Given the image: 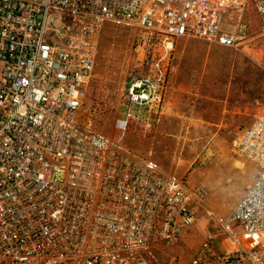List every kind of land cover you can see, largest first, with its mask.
Segmentation results:
<instances>
[{
	"label": "built area",
	"instance_id": "built-area-1",
	"mask_svg": "<svg viewBox=\"0 0 264 264\" xmlns=\"http://www.w3.org/2000/svg\"><path fill=\"white\" fill-rule=\"evenodd\" d=\"M251 7L264 31V0H0V264H264V112L233 141L252 183L226 215L209 211L186 263L164 251L208 189L124 142L131 126L145 137V117L161 123L173 40L240 47ZM109 22L135 32L147 65L117 137L83 113Z\"/></svg>",
	"mask_w": 264,
	"mask_h": 264
},
{
	"label": "rangeland",
	"instance_id": "rangeland-1",
	"mask_svg": "<svg viewBox=\"0 0 264 264\" xmlns=\"http://www.w3.org/2000/svg\"><path fill=\"white\" fill-rule=\"evenodd\" d=\"M246 19L248 40L240 47L198 38L173 40L161 123L153 122L151 115L145 117V137L131 126L124 141L151 155L166 170L188 175L193 184L208 189L207 205L200 209L197 223L180 244L164 251L180 255L183 263L213 227L209 211L229 213L254 178V165L233 150V141L243 128L232 124L241 119L248 125L264 112V31L253 7ZM137 39L127 26L111 22L99 35L95 74L83 113L96 130L110 137L119 135L115 120L127 107L129 87L147 71ZM228 92L227 103L221 102ZM173 107L184 116H173L165 125ZM224 108L234 111L224 114ZM165 253L157 258L165 259Z\"/></svg>",
	"mask_w": 264,
	"mask_h": 264
},
{
	"label": "crops",
	"instance_id": "crops-1",
	"mask_svg": "<svg viewBox=\"0 0 264 264\" xmlns=\"http://www.w3.org/2000/svg\"><path fill=\"white\" fill-rule=\"evenodd\" d=\"M229 98V92L228 93H226L225 94V98L224 99H222V101L221 102H223V103H227V99ZM208 99H211V100H213V97H208V96H206V100H208ZM254 105V104H253ZM173 112L170 114V115H168L167 117H166V119H165V125H166V123L168 122V120L171 118V117H173V116H184V114H183V111H182V113L180 112V111H178V107H173ZM170 110V109H169ZM234 110H232V109H230V108H224L223 109V113L225 114V113H227V112H229V113H231V112H233ZM236 112H240L239 110L238 111H236ZM241 120V119H240ZM239 119L234 123V124H232V126H234V127H242V128H246V127H248L251 123H252V121H251V123H248V125H245V124H242L241 123V121H240ZM220 123V122H219ZM216 125H219V126H221V125H223L222 124V122H221V124H216ZM227 125H229V124H227Z\"/></svg>",
	"mask_w": 264,
	"mask_h": 264
},
{
	"label": "trees",
	"instance_id": "trees-1",
	"mask_svg": "<svg viewBox=\"0 0 264 264\" xmlns=\"http://www.w3.org/2000/svg\"><path fill=\"white\" fill-rule=\"evenodd\" d=\"M254 9V8H253ZM255 10V9H254ZM256 12V11H255ZM256 14L258 15V13L256 12ZM258 17L260 18V16L258 15ZM260 20H261V18H260ZM262 21V20H261ZM262 27H263V23H262Z\"/></svg>",
	"mask_w": 264,
	"mask_h": 264
}]
</instances>
